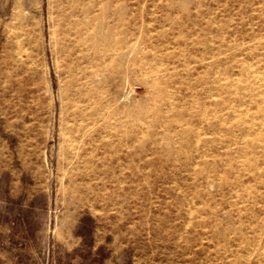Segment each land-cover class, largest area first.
<instances>
[{"label": "rangeland", "instance_id": "rangeland-1", "mask_svg": "<svg viewBox=\"0 0 264 264\" xmlns=\"http://www.w3.org/2000/svg\"><path fill=\"white\" fill-rule=\"evenodd\" d=\"M76 1L0 0V264H264V0Z\"/></svg>", "mask_w": 264, "mask_h": 264}, {"label": "bare ground", "instance_id": "bare-ground-1", "mask_svg": "<svg viewBox=\"0 0 264 264\" xmlns=\"http://www.w3.org/2000/svg\"><path fill=\"white\" fill-rule=\"evenodd\" d=\"M64 2L67 3V5H66V9H63V10H65L64 11V22L65 23H63V24H65L64 25L65 39H64V41H62V47H63L64 53H66L68 58L72 59L75 57L77 50H80V48H81V43H80L81 32H80V23H79L80 21H78L76 18L75 6H76L77 1L76 0H66V1L61 0L62 5ZM90 100H91V98H88L87 96L80 95L77 99V101L79 103H76V101L73 102L74 105L76 106V109L74 110V112H75V123L77 125L75 128V131L78 133L80 132L82 134L81 140H83V138L85 136L87 137L88 133L91 131L90 125L95 123V122H93L95 119L93 118L92 114L89 112V110H90L89 107H91V106H89L88 104H89ZM82 103L85 104V105H83V107L81 105ZM95 115H96V113H95ZM87 140H89V139H87ZM89 142H91V141H89ZM78 150H80V149H78Z\"/></svg>", "mask_w": 264, "mask_h": 264}]
</instances>
